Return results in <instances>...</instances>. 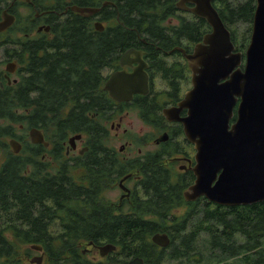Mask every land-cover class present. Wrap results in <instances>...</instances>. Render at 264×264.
Returning a JSON list of instances; mask_svg holds the SVG:
<instances>
[{
	"label": "flooded vegetation",
	"instance_id": "af4514ba",
	"mask_svg": "<svg viewBox=\"0 0 264 264\" xmlns=\"http://www.w3.org/2000/svg\"><path fill=\"white\" fill-rule=\"evenodd\" d=\"M75 5L100 9L95 14L81 13L74 10ZM112 7L116 10L115 0H0V22L5 21L6 18L8 22L7 28L0 31V41H15L9 44L11 48L9 52L6 51L8 44L0 45L4 55L3 61L0 60L2 89L8 85L14 87L22 80L24 71L21 70V64L17 60L21 55L25 57L26 82L31 86L44 85L48 69L55 66L61 59V54L70 46V39L66 38L69 35L66 29L72 28L74 21H81L85 28L90 29L86 35L92 40L114 38L117 46L115 50L117 58L111 65L105 67L102 85L110 105L103 110L104 116H101L103 113L96 109H88L84 112L91 119L99 120L98 122L108 129L109 135L104 143H94L93 129L92 132H75L65 140L63 130L51 136L43 126L25 127L22 123L13 125V132L5 137H8L9 142L5 138L2 139L0 230H3L2 232L11 242L19 245L18 264L22 254L27 257V264H37V261H32L39 257H42V264L44 261H49L47 241L19 243L13 233L17 229L28 228L13 220L15 213L22 206L19 194L23 188L30 199L26 201V206H29L31 215L33 212L43 214L49 207L54 210L55 203H50L51 199L46 198V201L34 199L37 192L41 193L40 189L44 186L48 197H52L55 190H58L60 195L71 193L70 185L66 180H72L80 185L82 178H87V170L85 172L79 164L80 161L88 160V174L92 179L89 186L93 192L98 191L95 194V201L107 202L99 204L106 208L104 211L106 214L126 215L133 212L131 208L137 200H149L154 192L152 184L158 183L161 179L167 178L174 182L186 177L189 186L196 179L193 167L196 165L197 150L194 143L186 137L182 121L173 118L189 115V108L180 107V104L187 92L193 88V70L189 55L192 54L197 43L191 36L192 21L197 16L177 7L179 11L162 23L163 28L159 25L157 31L152 34L136 32L138 40L128 41L130 29L128 18L111 14ZM97 23L100 24L101 30L97 28ZM183 26L185 31L180 30ZM11 62L17 64L13 71L8 70V64ZM136 68H142L146 76L145 88L142 92L134 93L128 100H117L104 89L107 79L113 72L120 70L133 72ZM36 94V90H31L28 98ZM237 105L231 122L237 119ZM166 109H169L167 114ZM17 111L19 114L23 112L21 108ZM25 115L28 119L33 117L31 107L25 108ZM133 116L143 123L140 133L133 131L134 124L130 120ZM35 129L40 132L36 137L43 138V141L34 140L32 132ZM112 133L119 143H107ZM76 135H81V138L77 139L75 144H71L70 138ZM11 140L21 144L17 145L19 151H15L11 146ZM21 160L24 161V169L19 177L20 180H17L15 173L17 164ZM14 180L15 184H13ZM55 183H59L58 186L55 187ZM201 201L207 202L208 199L203 196L195 201H187L195 203L196 206L192 209L187 205L170 209L143 207L140 212L149 220L163 219L164 223L159 226L158 232L168 233L172 230V224L183 220H186L184 224H187V230L199 229L200 224H195V221L202 220L205 226L208 223L204 217L206 209L199 208ZM59 210L62 209L57 211ZM241 211L253 212L254 209L239 208L238 212ZM162 212L169 213V216L160 217L159 214ZM46 222L47 220L44 221V225L41 224L46 230L43 237L47 240L50 236L65 241L63 232L55 234V231L68 227L63 223L64 212L58 213L49 224ZM151 241L153 242L152 238ZM245 242L241 236L235 244L242 245ZM78 243L80 246L79 241ZM105 243L107 241L90 240L82 244V250L86 249L83 253L87 255L94 253V258L90 259L92 264H106L109 256L118 250L117 248L102 256L99 246ZM154 244L156 252L162 256V264L175 262L168 260L173 249L171 243L168 246ZM34 246H41V249ZM262 247L264 248V244ZM247 257L249 264H256L255 247L243 248L230 260L231 262L234 258L245 260ZM129 260L127 259L125 264Z\"/></svg>",
	"mask_w": 264,
	"mask_h": 264
},
{
	"label": "trees",
	"instance_id": "16d2710c",
	"mask_svg": "<svg viewBox=\"0 0 264 264\" xmlns=\"http://www.w3.org/2000/svg\"><path fill=\"white\" fill-rule=\"evenodd\" d=\"M115 7H112L111 14L127 16L130 26L127 36L128 41L138 40L136 32L152 34L157 31L158 26L168 18L175 16L179 9L178 0H115ZM214 5L219 10L225 24L231 30L232 39L239 50L245 51L249 43V34L246 36L244 30L243 38L237 43L236 35L240 32V23L249 25L252 29L256 0L234 1L214 0ZM209 24L202 18L196 17L192 21L191 36L194 42H199L205 33L209 31ZM181 31H185L183 26ZM89 28L81 21H74L72 28L66 29L69 35L70 46L66 52L61 54V59L54 67L48 69L47 80L44 85L31 86L25 80V57L17 58L24 71L22 80L14 87L7 86L0 88V144L2 139L13 132V125L24 124L25 127L36 125L44 127L51 136H55L59 130H63L65 140L69 135L88 131L94 133V143L105 142L108 137V129L99 120L91 119L84 112L88 109L101 111L104 116V109L110 105V100L104 95L102 85L104 82V69L111 65L117 58L115 55V39L106 38L103 40H92L86 35ZM97 37L99 35H96ZM15 41H0L2 46L6 45V51L11 48L9 44ZM36 90L37 94L28 98V93ZM31 107L33 117L28 119L25 115V108ZM22 113H18V109ZM79 167L87 170V178H82V183L77 185L72 180H66L70 185L71 193L60 195L58 190L52 197H48L41 187V193L34 197L50 203H55V209L49 207L45 213L31 215L26 201H30L25 189L19 194L22 202L21 208L15 213L13 220L24 224L28 228L17 229L15 237L19 243L45 242L49 252V264H92L88 255L83 253L81 248L87 241H107L117 245L118 250L113 252L106 264H125L127 259L141 256L155 264H162L160 253L156 252V245L151 241V235L158 232V228L164 223L162 220H149L140 211L143 207H159L170 209L172 207L187 205L195 207L194 202H187L184 198V191L189 186L186 177L183 180L170 181L167 178L161 179L158 183L152 184L154 192L149 200H137L132 205L130 212L126 215H109L104 213L106 208L100 203L106 204L103 200H96V193L89 186L92 179L89 177L88 160L80 161ZM24 161L17 164L15 173L16 179L20 180L23 173ZM15 184V180L13 181ZM55 183L54 186H58ZM17 191V189H16ZM97 198L100 197L97 195ZM198 204V203H197ZM207 208L204 221H195L200 224L199 229L187 231L186 220L172 224L171 235L172 252L168 260L177 264L202 263L204 260L214 264H249V257L233 259L237 252L243 248H256V264H264V201L250 205L224 206L207 201ZM251 207L253 212L241 211L239 208ZM58 209H62L57 211ZM64 212V230L55 231V234L63 232L65 241L53 238L45 239L43 234L46 230L41 224H49L58 213ZM165 218L169 213H160ZM4 224L3 221H1ZM0 230V264H18L19 245L11 242ZM202 234L203 240L199 242ZM62 235L60 236L62 238ZM246 241L242 245L235 244L241 239ZM80 242V246L79 243ZM236 259V260H235Z\"/></svg>",
	"mask_w": 264,
	"mask_h": 264
},
{
	"label": "water",
	"instance_id": "95a60500",
	"mask_svg": "<svg viewBox=\"0 0 264 264\" xmlns=\"http://www.w3.org/2000/svg\"><path fill=\"white\" fill-rule=\"evenodd\" d=\"M107 3V2H106ZM105 3V4H106ZM177 7L204 19L211 30L194 45L189 55L193 70V88L187 92L180 107H188L189 115L179 119L186 137L197 150L193 167L195 181L184 191L186 201L205 196L210 202L224 206L248 205L264 201V0H256L250 42L237 51L231 30L225 24L214 0H178ZM99 7L74 6L81 13L95 14ZM8 26L0 22V31ZM97 28L101 30L100 24ZM132 52V51H130ZM17 67L8 64V70ZM142 68L133 72L120 70L107 79L104 89L117 100H128L145 88ZM240 100V102H238ZM238 103V105H237ZM237 105V119L234 109ZM171 109V108H170ZM169 109L165 110L167 114ZM33 130L35 141H43ZM81 135L72 136L75 144ZM19 151L16 140L10 141ZM154 243L168 246L171 236L156 232ZM41 249V246H34ZM105 256L117 249L107 242L99 246ZM85 251V250H84ZM42 264V257L33 259ZM127 264H149L141 256Z\"/></svg>",
	"mask_w": 264,
	"mask_h": 264
},
{
	"label": "rangeland",
	"instance_id": "374dc122",
	"mask_svg": "<svg viewBox=\"0 0 264 264\" xmlns=\"http://www.w3.org/2000/svg\"><path fill=\"white\" fill-rule=\"evenodd\" d=\"M232 3H234V1H238V0H230ZM240 1H244V0H240ZM238 26H240L239 27V29H240V32L238 33V35H236V40H237V43H240L241 42V40H242V38H243V33L242 32H244V30H247L246 31V36L248 37V34H249V41H250V37H251V32H252V29L251 30H249V25L248 24H246V23H240ZM249 44V43H248ZM248 44H247V46H248ZM246 46V47H247ZM3 59H4V55H3V49L1 48L0 49V60L1 61H3ZM131 122L134 124V132H136V133H140L141 132V126L143 125V123L140 121V120H138L135 116H133L131 119ZM108 127H110V124L108 123ZM18 133H21L20 131H18ZM8 138V137H7ZM7 138H5V140L6 141H8L9 142V139H7ZM4 140V141H5ZM119 143V141H118V139L114 136V133H112V134H110V139H109V141L107 140V143ZM3 155V152H2V150L0 149V160H2V158H1V156ZM187 189V188H186ZM185 189V190H186ZM209 201V200H208ZM207 206V202L206 201H201V203H200V207L199 208H202V209H205V208H207L206 207ZM176 207V206H175ZM178 208H181V207H179L178 206ZM201 214H203V213H201ZM202 216V215H201ZM200 216V217H201ZM188 231V230H187ZM205 236V234H202V236H201V239H199V242H201L202 240H203V237ZM238 240H240V238L238 239ZM34 254V253H33ZM88 258L89 259H93L94 258V253L93 252H91V253H89V255H88ZM97 259H99V257H96ZM26 261H27V257L25 256V254H22V258H21V260H20V263L19 264H27L26 263ZM166 264H174L175 262H165ZM35 264V263H34ZM43 264H49V262L48 261H44V263ZM194 264H211V263H208L207 261H203L202 263H194Z\"/></svg>",
	"mask_w": 264,
	"mask_h": 264
}]
</instances>
